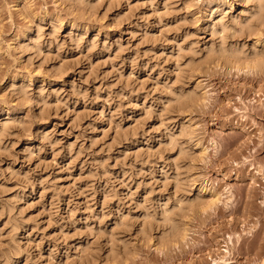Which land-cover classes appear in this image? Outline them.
Segmentation results:
<instances>
[{
	"label": "clouds",
	"instance_id": "1",
	"mask_svg": "<svg viewBox=\"0 0 264 264\" xmlns=\"http://www.w3.org/2000/svg\"><path fill=\"white\" fill-rule=\"evenodd\" d=\"M0 264H264V0H0Z\"/></svg>",
	"mask_w": 264,
	"mask_h": 264
}]
</instances>
